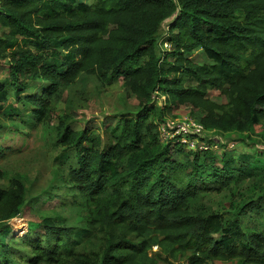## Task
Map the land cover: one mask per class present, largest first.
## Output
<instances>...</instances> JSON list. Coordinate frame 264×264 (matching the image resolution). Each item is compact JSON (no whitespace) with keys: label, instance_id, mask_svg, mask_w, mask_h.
<instances>
[{"label":"trees","instance_id":"obj_1","mask_svg":"<svg viewBox=\"0 0 264 264\" xmlns=\"http://www.w3.org/2000/svg\"><path fill=\"white\" fill-rule=\"evenodd\" d=\"M2 61L0 132L23 115L18 105L28 127H44L61 90L92 76L122 79L138 110L81 130L57 118L56 184L37 198L49 208L22 234L10 221L25 186L0 170V264H264V163L251 151L228 157L220 139L264 128V0H0ZM183 104L204 129L190 139L206 149L160 141L167 106ZM245 179L259 193L227 211L200 200ZM67 205L79 222L59 213Z\"/></svg>","mask_w":264,"mask_h":264},{"label":"rangeland","instance_id":"obj_2","mask_svg":"<svg viewBox=\"0 0 264 264\" xmlns=\"http://www.w3.org/2000/svg\"><path fill=\"white\" fill-rule=\"evenodd\" d=\"M80 1L90 2V0ZM163 48L168 50L169 46L166 44ZM0 65L4 66L6 63L2 61ZM4 77L5 70L2 69L0 71V80ZM27 86L26 95L34 93L41 87L39 83L28 84ZM209 98L216 103H222L226 100L217 91H210ZM164 102L165 97L161 95L153 96V103L159 106L158 108H161ZM54 104L55 113L52 114V119L44 127L42 125L28 127L24 118L28 117L29 111L28 109L21 108L19 105L17 107L23 115L12 116V120L2 119L5 122V126L4 130L0 132V147L6 150L2 151V153L0 152V170L4 174L2 182L9 183V180L16 176L21 179L26 190V201L23 212L20 217H16L10 221L13 230L19 234L24 232L27 222L39 220L40 213L37 210H47L49 208L47 205L38 204L37 198L39 196L40 198L44 197L43 194L47 195L53 192L56 184L54 170L57 165L53 164V158L56 153L53 149L57 146L55 144L57 138L59 139V134L56 131V126H58L57 118L66 115V121H70L69 127L72 130H81L87 124L90 126L98 125L104 118H117L121 114H135L138 110L137 100L124 94L122 79H118L111 84H106L95 76L79 79L63 88ZM69 109H72V111ZM190 110L189 104L179 105L176 108L170 107V105L167 106L165 120L158 125L161 142L172 135H168L166 130L163 131L161 128L165 127L166 124L168 126L171 123L180 124L190 119ZM205 136L208 138L212 137L213 134L207 132ZM220 136L221 140L230 142L228 147L230 153H227L228 157L235 155L237 152L251 151L258 157L256 164L264 163L263 127H255L252 131V137L247 141L242 140L239 134H223ZM198 143L200 144L201 142L198 140ZM216 150L220 152L224 148L218 147ZM220 154L221 152L217 154L218 160ZM255 172L257 175L262 173L261 169H257ZM257 184L256 180L245 179L237 186L231 184L230 187H226L220 192L215 190L208 191L200 200L215 211H227L231 206L259 193V190L255 189ZM54 207L59 210L58 206ZM78 211V208L67 205L59 213L66 216L69 224H75L80 221ZM17 225L19 230H16ZM173 264L185 263L181 261ZM214 264L229 263L214 262Z\"/></svg>","mask_w":264,"mask_h":264},{"label":"built area","instance_id":"obj_3","mask_svg":"<svg viewBox=\"0 0 264 264\" xmlns=\"http://www.w3.org/2000/svg\"><path fill=\"white\" fill-rule=\"evenodd\" d=\"M161 130L163 131L166 130V133H168V135L172 134L169 138H166L165 141L176 139L180 141L182 144H187L192 148H195L197 146L199 149H206L203 143L199 144L197 140L190 139V135L199 136L204 133L203 127L192 119L185 120L180 124L171 123L169 126L168 124H166V126L162 127ZM175 133L176 135H174Z\"/></svg>","mask_w":264,"mask_h":264}]
</instances>
